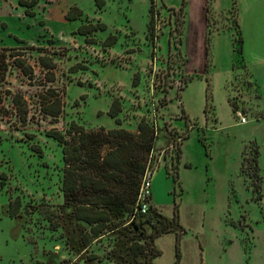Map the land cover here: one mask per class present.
<instances>
[{
    "label": "rangeland",
    "instance_id": "rangeland-1",
    "mask_svg": "<svg viewBox=\"0 0 264 264\" xmlns=\"http://www.w3.org/2000/svg\"><path fill=\"white\" fill-rule=\"evenodd\" d=\"M70 5L81 10L74 19L64 17ZM234 6L231 0H104L97 8L93 0H37L33 15H25L16 0H0V48L30 66L23 73L7 55L0 82L19 91L29 108L22 124L0 122V264H88L85 254L114 264L112 234L91 241L82 257L68 248L56 223L64 219L60 144L45 130L64 131L74 121L134 131L141 117L157 126L152 205L175 213L180 224L154 237L151 264H264V164L261 189L252 190V147L241 170L236 147L247 123L228 124L238 120L230 102L239 108L245 102L239 93L246 92L249 60L247 49L237 50ZM196 7L207 14L205 33L196 25L199 41L190 32ZM195 19L201 21L199 12ZM85 22L104 28L77 32ZM39 55L53 62L51 80ZM263 82L258 79L259 91ZM44 92L59 97L57 115L40 111ZM111 101L118 104L114 116L106 113ZM14 198L17 215L8 212Z\"/></svg>",
    "mask_w": 264,
    "mask_h": 264
},
{
    "label": "trees",
    "instance_id": "trees-1",
    "mask_svg": "<svg viewBox=\"0 0 264 264\" xmlns=\"http://www.w3.org/2000/svg\"><path fill=\"white\" fill-rule=\"evenodd\" d=\"M36 1L16 0L23 7L25 15H33L32 6ZM93 2L99 8L104 0ZM150 11L152 16V4ZM80 14V8L70 5L64 17L74 19ZM149 26L152 27V21ZM234 26L239 49V31L236 23ZM96 28H104V23H81L77 26V32L85 33ZM110 43L111 38L108 37L105 44ZM7 55L12 56L11 62L21 67L23 73L30 71L29 64H24L17 52L5 53L0 48V82L5 81L10 64ZM38 60L40 66L46 69V79L51 80L53 62L45 55H39ZM184 82L185 80L179 88ZM39 104L40 111L52 116L57 115L61 109L59 97L52 92L41 93ZM28 111V104L19 91H12L7 87L0 88V122L14 126L17 122L22 124L26 121ZM117 111V102L111 101L106 113L114 116ZM156 131L155 122L143 117L137 121L134 131L123 127L84 128L74 121H70L64 131L57 128L45 130V134L60 144L63 165L60 179L62 201L59 208L63 212L60 216H64V219L57 220L56 223L61 224L64 240L75 258L84 255L91 241L102 234H112L113 241L108 257L114 264H151L152 257L158 253L153 243L154 237L160 232L180 227L175 213L166 216L150 202L145 211L140 212L137 209L139 178L147 154L153 149ZM32 145L38 150V146ZM250 147L253 152L250 158L252 167L247 176H255L256 180L251 183L252 190L260 191L261 175L257 163V147L255 144H249L247 149ZM247 149L243 148L239 170ZM179 151L178 148V158ZM8 205L9 214L17 215V198ZM66 207L68 210L64 211ZM70 223L74 224L69 226ZM147 226L149 230L146 229ZM85 255L88 264H98L90 260L92 255Z\"/></svg>",
    "mask_w": 264,
    "mask_h": 264
},
{
    "label": "crops",
    "instance_id": "crops-1",
    "mask_svg": "<svg viewBox=\"0 0 264 264\" xmlns=\"http://www.w3.org/2000/svg\"><path fill=\"white\" fill-rule=\"evenodd\" d=\"M200 2V0H197ZM235 11V23L239 31L240 42L238 52L243 51V47L248 50V64H245V71L248 73V77L245 83L246 92L239 93L241 98L244 99V104L240 108L233 101L230 102L232 111L238 109L245 117L244 121H234L228 124H234L242 122L247 123L246 137H241L240 142L236 143L239 150V159L241 161L243 148L247 149V146L256 145L257 147V163L259 166V173L262 172V166L264 164V91L258 90V79L262 82L264 72V0H233ZM198 7V5H197ZM195 8L192 11V20L190 32L192 36L199 41L200 29L196 25L203 27V33H205V25L207 24V14L204 9ZM197 12L201 15V21L196 22ZM204 37V35H203ZM249 40V42H247ZM257 76V77H256ZM264 87V82H263ZM247 110L251 113L252 119L248 123ZM237 118V116H236ZM238 119V118H237ZM240 165V163H239ZM239 169V168H238ZM262 173H260L261 175ZM263 174L261 175L262 183ZM150 195V203L151 201Z\"/></svg>",
    "mask_w": 264,
    "mask_h": 264
},
{
    "label": "built area",
    "instance_id": "built-area-1",
    "mask_svg": "<svg viewBox=\"0 0 264 264\" xmlns=\"http://www.w3.org/2000/svg\"><path fill=\"white\" fill-rule=\"evenodd\" d=\"M234 112L238 117L239 121H244L245 117L238 109L234 110ZM151 157H152V149L147 154L145 165L140 175L139 183L137 187L136 201H137V209L140 212L146 210L150 199L149 177L151 175L153 167L156 165V164L154 165L151 164Z\"/></svg>",
    "mask_w": 264,
    "mask_h": 264
}]
</instances>
